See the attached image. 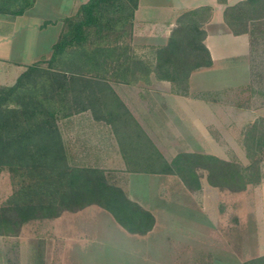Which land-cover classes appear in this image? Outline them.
Masks as SVG:
<instances>
[{"label": "rangeland", "instance_id": "rangeland-1", "mask_svg": "<svg viewBox=\"0 0 264 264\" xmlns=\"http://www.w3.org/2000/svg\"><path fill=\"white\" fill-rule=\"evenodd\" d=\"M183 14L172 31L175 48L162 53V59H159L162 46L134 41L132 27L126 26L123 30L106 33L105 37L92 38V43H99L104 49L119 46L124 49L123 53L121 49L105 51L100 53V63L96 68L82 66L78 70L86 76L106 78L168 161L181 152L212 154L236 164L243 179L250 183L242 190L232 189L235 184L224 179V186H214L208 180V171L202 167H197V173L200 184L202 181L209 183L205 190L189 191L178 174L128 175V171L122 169L124 159L115 127L106 120L97 119L90 109L77 112V81L71 80L68 87L72 91L63 92L62 88L58 91L60 110L56 114L62 142L60 153L67 165L102 169L109 183L123 185L128 195L156 207L162 215V226L136 246L121 240L120 236L114 249L107 247L99 236L96 243L87 245L85 241L90 236L82 232L79 236L81 241L77 243V264H219V260L221 264L233 261L244 264L251 255L249 249L255 238L250 234L247 213L253 197L264 195V21L253 24L249 18L255 15V10L249 6L228 13V20L235 29H247L252 33L253 44L247 61L239 69L242 70L240 79L233 81L234 77L229 76L231 80L224 89L211 93L210 97L219 102V112H223L210 117L209 123L205 124L206 133L198 129L196 123L169 117L165 112L168 106L162 90L142 79L148 69L152 71L150 78L153 76L156 79H159L156 71H168L174 80H167L172 85V91L184 93L186 73L206 65L207 54L201 40L210 11L199 9ZM117 58L120 59L117 61ZM41 66L47 67V63L41 62ZM72 70L77 71V65L72 66ZM72 75L70 71L65 74L67 78ZM240 109L242 115H237ZM213 110L216 111L215 108ZM104 115L98 112L101 118ZM129 128L125 123L124 129ZM187 165L190 166L189 163ZM223 169L221 172L224 175L227 168ZM33 173L24 168L0 170L1 215L8 216L10 224L16 226L18 213L8 208L15 206L23 190H29L24 195L25 199L41 207L34 212V217H29L20 226L17 234L33 232L50 240L47 264H74L71 250L74 248L73 235L57 239L52 230L54 219L59 215L65 213L64 216H72L73 219V214L79 210L78 205L73 203L68 206L69 209L51 217L50 209L45 206H50L51 199H60V192L66 188L60 169L46 166ZM40 182L43 186L38 190ZM30 187L33 189L30 190ZM189 195L196 197L194 203L188 199ZM12 196H15L12 199L14 202L9 205ZM201 211L207 212L211 219L209 241L206 240L205 247L199 244L197 249L190 251L186 249V240L191 232V216L198 217L200 221ZM218 211L225 215L220 224L217 223ZM218 227L225 234L226 243L221 240L222 235H218ZM7 240L10 243L12 239ZM233 245H236L235 251L240 256L230 257ZM61 246L65 247L64 251ZM59 254H63L60 259ZM10 264L16 263L12 261Z\"/></svg>", "mask_w": 264, "mask_h": 264}, {"label": "trees", "instance_id": "trees-1", "mask_svg": "<svg viewBox=\"0 0 264 264\" xmlns=\"http://www.w3.org/2000/svg\"><path fill=\"white\" fill-rule=\"evenodd\" d=\"M137 3L138 0H87L74 15L63 19L62 31L49 58L43 57L28 65L13 85H0V170L24 168L33 173L46 166L55 170L59 168L66 188L60 192V199H51L48 203L50 206H45L50 209L51 217L58 216L73 203H77V209L97 204L111 212L129 232L143 234L154 225L155 219L150 211L128 198L122 188L109 183L102 169L71 167L60 153L62 142L56 125V114L60 110L58 91L62 88L63 92H69L71 88L68 85L71 80L77 81V112L90 109L97 119L106 120L115 127L126 171L178 174L190 189L200 187L197 167L208 171V180L214 186H224V179L235 184L232 189L242 190L250 182L243 179L244 176L236 164L212 154L181 152L172 161H168L106 78L86 76L78 70L82 66L96 68L100 63V53L105 51L116 52L121 49L123 53L124 49L119 46L104 49L101 44L92 43V38H102L108 32L123 30L126 26L132 27ZM32 4L33 0H0V13L21 15ZM243 6L255 10V15L249 19L253 24H258L264 21V0H244L225 10V20L229 27L236 33H249L252 45V33L247 29H235L234 24L228 20L230 11L236 12ZM200 9H207L211 14L210 7ZM197 10L199 9L185 13ZM47 23L44 22L45 25ZM204 34L205 32L203 36ZM173 36L172 32L167 43L160 48L159 59H162V53L175 48ZM201 45L207 54V63L204 66H209L211 58L202 40ZM41 62H46L47 67L41 66ZM76 65L77 71H73L72 66ZM69 71L73 75L67 78L65 74ZM191 71L186 73L184 92L188 90ZM151 72L148 69L142 76L146 83L150 82ZM155 73L159 79L174 81L168 71ZM48 76L51 77L50 80ZM98 112L105 114L103 118L98 116ZM125 123L130 126L127 130L124 129ZM224 167L227 168V173L223 175L221 171ZM41 186L42 182L37 189ZM28 191L23 190L15 206L8 208L18 213L16 226L10 224L8 216L1 215L3 210L0 208V234H16L20 226L29 217H34V212L41 207L25 199L24 195ZM14 197L9 199V205L14 202ZM244 264H264V255L249 259Z\"/></svg>", "mask_w": 264, "mask_h": 264}, {"label": "crops", "instance_id": "crops-1", "mask_svg": "<svg viewBox=\"0 0 264 264\" xmlns=\"http://www.w3.org/2000/svg\"><path fill=\"white\" fill-rule=\"evenodd\" d=\"M86 1L33 0V4L21 15L0 13V85H13L28 65L43 57L49 58L52 47L62 31L63 19L74 15L80 5ZM241 1L244 0H226L224 3L219 0H138L134 11L132 21L134 41L163 46L183 13L203 7L211 8L210 17L203 27L205 34L202 39L211 58V65L201 66L191 71L188 78V90L184 93L173 92L172 85L167 80H159L153 76L150 78L151 84L159 87L165 95L168 106L167 109L165 108L166 114L173 119L175 117L177 120L196 123L197 128L202 132L208 133L205 124L209 123L211 116L215 117V113L223 112L222 110L219 112V102L210 97L211 93L224 89L227 82L231 80L229 76L234 77L233 81L240 79L242 70L239 69L247 61L251 51L249 33L234 32L225 20L226 8ZM45 21L48 22L46 25ZM214 108L216 111L213 110ZM241 113L240 109L237 115H242ZM122 162V169L125 170L124 160ZM150 175L153 174L150 173ZM207 183L202 181L199 188L205 190L206 185L209 187ZM114 185L122 188L128 198L153 214L155 219L153 227L143 234L131 233L115 219L111 212L97 204L87 205L77 210L73 214V219H71L72 216H64L65 213L61 214L54 219L52 233L57 239H65L67 234L73 235L74 248L71 250H73L74 264H77V243L81 241L79 236L82 232L90 236L85 241L87 245L96 243L99 236V240L105 242L107 247L114 249L116 243L120 241L119 236L121 240L130 241L136 246L140 245L139 241L147 239L158 230L159 226H162V215L156 207L128 195L123 185ZM188 199L194 203L196 197L189 195ZM251 203L247 218L250 234L253 239L255 238V243L251 244L249 249L251 255L245 261L264 255V195H255ZM200 215V221L198 217L191 216V232L186 240V249L190 251L197 249L199 244L205 247L206 240L209 241L210 216L205 211H201ZM217 215V223L220 224L225 215L220 211ZM21 231L23 232L24 228ZM218 231V235H222L221 240L226 243L225 234L221 228ZM92 237L93 239H90ZM7 239L12 240L9 243ZM50 245V240L33 232L0 234V264H10L12 261L16 264H47ZM64 246H61L63 251ZM235 246L233 245L234 249H231L233 252H229L230 257L240 256L235 251ZM134 249L136 250L135 247ZM62 255L59 254V259ZM218 262L221 264L220 260ZM234 262L236 261L229 264H236ZM241 263L243 264L242 261H237V264Z\"/></svg>", "mask_w": 264, "mask_h": 264}]
</instances>
